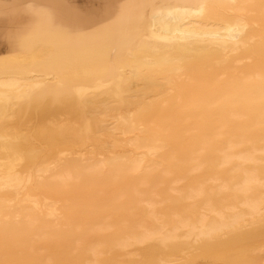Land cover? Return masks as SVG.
<instances>
[{
  "label": "bare ground",
  "instance_id": "1",
  "mask_svg": "<svg viewBox=\"0 0 264 264\" xmlns=\"http://www.w3.org/2000/svg\"><path fill=\"white\" fill-rule=\"evenodd\" d=\"M0 264H264V0H0Z\"/></svg>",
  "mask_w": 264,
  "mask_h": 264
},
{
  "label": "rangeland",
  "instance_id": "2",
  "mask_svg": "<svg viewBox=\"0 0 264 264\" xmlns=\"http://www.w3.org/2000/svg\"><path fill=\"white\" fill-rule=\"evenodd\" d=\"M187 109H184L183 111L185 112ZM187 139V141L186 142H188L189 141V138H186ZM213 161H212V159H209L208 160V163L204 166V169H205V171L206 172H212V170H213ZM111 193H114L116 190H115V188H112L111 189ZM163 195H165L163 192H162V190L160 191Z\"/></svg>",
  "mask_w": 264,
  "mask_h": 264
}]
</instances>
